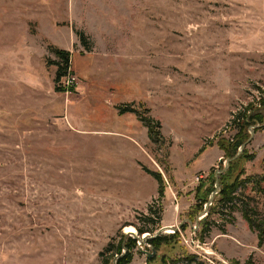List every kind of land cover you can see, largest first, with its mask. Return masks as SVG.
Masks as SVG:
<instances>
[{
    "label": "rangeland",
    "instance_id": "1",
    "mask_svg": "<svg viewBox=\"0 0 264 264\" xmlns=\"http://www.w3.org/2000/svg\"><path fill=\"white\" fill-rule=\"evenodd\" d=\"M51 46L71 52L74 92H55ZM263 93L264 0H0V264H103L144 226L178 234L152 264H264L242 207L218 204L244 172L264 218V124L234 155L230 123ZM130 105L163 144L120 114ZM154 250L139 245L131 264Z\"/></svg>",
    "mask_w": 264,
    "mask_h": 264
},
{
    "label": "trees",
    "instance_id": "2",
    "mask_svg": "<svg viewBox=\"0 0 264 264\" xmlns=\"http://www.w3.org/2000/svg\"><path fill=\"white\" fill-rule=\"evenodd\" d=\"M78 39L81 42V45L84 46L87 51L90 52V47L87 43V38L85 34L81 31L76 32ZM51 52L57 57V61H51L49 65H53L57 68L56 78H55V92L56 93H67L74 92L75 88L73 86H65L62 83L63 78H68L67 82H72L71 75L73 73L71 69L72 65V54L70 51L63 50L57 48L55 46L50 47ZM71 85L74 82L70 83ZM264 97V93L262 94ZM264 109V100H261V108L255 107L254 102L248 104L242 110L240 109L236 113L233 114L231 125L233 129L236 127L239 130V134L235 137L236 144L234 145V155L237 150L242 146L243 142L247 140L246 134L250 127L253 125H263L264 124V116L260 112ZM118 110L120 114L125 113H134L138 116L139 121L148 129L149 138L151 142L155 145L163 144L164 137L161 134L162 126L159 121L154 120L153 118H147L138 110H136L133 105L119 107ZM147 112V110H146ZM204 150L201 151L203 153ZM157 182L159 183V197H162L164 194L163 189V179L159 174L152 173ZM246 173L242 172L238 174L236 177L229 182H223L220 184V193L218 204L222 207V209H228L229 215L237 209L242 207V215L246 223L249 225V228L258 234L259 246H264V218L261 217L260 213L255 208H251L249 203H246V198L244 197V191L247 190L248 184H251L255 177L245 176ZM258 182H264V176H257ZM256 180V179H255ZM243 189V190H242ZM216 198V197H215ZM161 199V198H160ZM149 215L144 216L145 220L148 222L153 221L151 215L154 213L153 205L149 206ZM224 213V212H223ZM225 214V213H224ZM232 222V220H231ZM228 220V223H231ZM232 224V223H231ZM210 232V228L206 227L203 230V234ZM155 236L154 230L149 227L137 228L138 238L128 235V234H120V238L117 242H110L107 247L101 252L100 256L102 258L103 264H131L134 259V252L137 248H139L140 240L146 235ZM178 234H170V235H159L155 238L148 239L145 247L151 246L155 249L156 252H159L163 246H168L170 244L175 243ZM151 236V237H153ZM143 246V245H141ZM140 246V247H141ZM158 258L152 257L150 259V264L155 262ZM190 263L195 264H203L197 260V257H189L187 259ZM161 264H167L166 258H162Z\"/></svg>",
    "mask_w": 264,
    "mask_h": 264
},
{
    "label": "water",
    "instance_id": "3",
    "mask_svg": "<svg viewBox=\"0 0 264 264\" xmlns=\"http://www.w3.org/2000/svg\"><path fill=\"white\" fill-rule=\"evenodd\" d=\"M254 128L257 129L258 126H254ZM255 129H253V131H254ZM253 135H254V133H253ZM253 135H252V136H253ZM245 146H246L245 144L241 146L240 153H242V152L244 151ZM228 164H229V161H228ZM228 166H229V165H228ZM228 166H227V167H228ZM218 188H219V185L217 184V189H218ZM215 194H216V193L213 194V196L211 197L210 201L206 204V207H205L204 212H202V213L200 214L199 218L197 219L198 221H201V220H203V219L205 218V215L207 214V212H208V210H209V207H211V205L213 204V200L215 199ZM201 218H202V219H201ZM163 233H164V230H160V231H159L155 236H153V237L147 238L148 236H144V237L141 239V241L139 242V245H140V246H141V245H146V242H147L148 239L155 238V237H157V236H159V235H162ZM133 235H134V234L131 233V236H133ZM154 255H155V250H154V252H153L152 255H151V254H148V259H152V257H153Z\"/></svg>",
    "mask_w": 264,
    "mask_h": 264
},
{
    "label": "built area",
    "instance_id": "4",
    "mask_svg": "<svg viewBox=\"0 0 264 264\" xmlns=\"http://www.w3.org/2000/svg\"><path fill=\"white\" fill-rule=\"evenodd\" d=\"M72 83V82H71ZM254 105H255V107H258V108H261V102L260 103H254ZM240 110V109H239ZM239 110H237V111H239ZM234 113H236V112H234Z\"/></svg>",
    "mask_w": 264,
    "mask_h": 264
},
{
    "label": "bare ground",
    "instance_id": "5",
    "mask_svg": "<svg viewBox=\"0 0 264 264\" xmlns=\"http://www.w3.org/2000/svg\"><path fill=\"white\" fill-rule=\"evenodd\" d=\"M134 233V232H133Z\"/></svg>",
    "mask_w": 264,
    "mask_h": 264
}]
</instances>
